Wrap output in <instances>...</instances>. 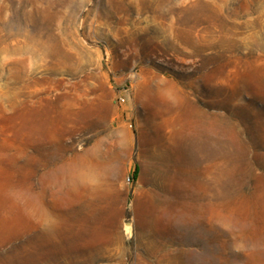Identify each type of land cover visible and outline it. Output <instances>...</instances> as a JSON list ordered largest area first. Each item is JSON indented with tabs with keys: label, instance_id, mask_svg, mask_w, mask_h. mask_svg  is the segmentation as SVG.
Here are the masks:
<instances>
[{
	"label": "rangeland",
	"instance_id": "374dc122",
	"mask_svg": "<svg viewBox=\"0 0 264 264\" xmlns=\"http://www.w3.org/2000/svg\"><path fill=\"white\" fill-rule=\"evenodd\" d=\"M0 264H264V0H0Z\"/></svg>",
	"mask_w": 264,
	"mask_h": 264
},
{
	"label": "bare ground",
	"instance_id": "6f19581e",
	"mask_svg": "<svg viewBox=\"0 0 264 264\" xmlns=\"http://www.w3.org/2000/svg\"><path fill=\"white\" fill-rule=\"evenodd\" d=\"M7 51L10 54L12 53L13 55H28L29 58H33L37 56L38 51H45V43L38 37L28 36L26 37V43L23 46L8 49ZM14 64L11 65L13 66ZM76 180L85 186L88 182L93 180V176L86 170L84 166H82L76 174ZM44 214V218L42 214V219L44 220V222H46L47 224H52L53 221H51V219L49 218V214Z\"/></svg>",
	"mask_w": 264,
	"mask_h": 264
},
{
	"label": "trees",
	"instance_id": "16d2710c",
	"mask_svg": "<svg viewBox=\"0 0 264 264\" xmlns=\"http://www.w3.org/2000/svg\"><path fill=\"white\" fill-rule=\"evenodd\" d=\"M137 173H138V167L134 166V169H133L132 174H131V178L134 179L136 177Z\"/></svg>",
	"mask_w": 264,
	"mask_h": 264
},
{
	"label": "built area",
	"instance_id": "2783aa9c",
	"mask_svg": "<svg viewBox=\"0 0 264 264\" xmlns=\"http://www.w3.org/2000/svg\"><path fill=\"white\" fill-rule=\"evenodd\" d=\"M119 101H120V103H124L125 102V98L124 97H120Z\"/></svg>",
	"mask_w": 264,
	"mask_h": 264
},
{
	"label": "crops",
	"instance_id": "0c3cea01",
	"mask_svg": "<svg viewBox=\"0 0 264 264\" xmlns=\"http://www.w3.org/2000/svg\"><path fill=\"white\" fill-rule=\"evenodd\" d=\"M133 169H134V167L132 168V171H133ZM132 171H131V173H132Z\"/></svg>",
	"mask_w": 264,
	"mask_h": 264
}]
</instances>
